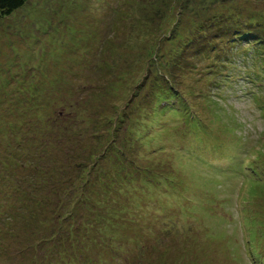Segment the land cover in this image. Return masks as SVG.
Listing matches in <instances>:
<instances>
[{
    "label": "rangeland",
    "instance_id": "374dc122",
    "mask_svg": "<svg viewBox=\"0 0 264 264\" xmlns=\"http://www.w3.org/2000/svg\"><path fill=\"white\" fill-rule=\"evenodd\" d=\"M224 19L227 42L194 39ZM249 20L264 30V0H25L0 16L6 137L26 134L32 103L78 97L94 109L80 145L119 138L101 163L103 183L121 187L102 216L115 241L80 248L93 263L49 264H264V44L230 39ZM121 152L141 168L130 184ZM115 205L142 214L135 231ZM32 240L2 241L0 264H32L18 253Z\"/></svg>",
    "mask_w": 264,
    "mask_h": 264
},
{
    "label": "trees",
    "instance_id": "16d2710c",
    "mask_svg": "<svg viewBox=\"0 0 264 264\" xmlns=\"http://www.w3.org/2000/svg\"><path fill=\"white\" fill-rule=\"evenodd\" d=\"M24 1L0 0V16L8 15ZM224 20L215 21L208 35H195L197 38L194 39L206 48L213 47L211 42H227L229 31L226 26H230L233 21ZM243 23L237 25L240 30L232 27L231 41L245 38L254 44L263 45L264 30L252 28L260 27V24L254 25L250 20ZM188 44L185 40L183 45L185 47ZM178 59L181 58L175 57L173 61ZM48 103L49 109L46 107ZM32 105L35 109L27 113L31 118L26 124V134H23L25 131L16 132L9 127L8 139L0 126V145L4 147L0 153V243L4 240L17 242L22 237L32 236V243L18 250L20 255L27 252L32 264H49L50 259L64 258L93 263L94 259L80 251V248H85L89 242L107 248L115 241L113 236L105 234L102 216L106 207L117 204L113 196L119 193L121 187L113 188L112 183H103L105 177L101 163L105 162L103 159L107 147H110V140L113 145L118 143V133L111 134L109 138L108 135H90L88 138H94L95 145L82 146L78 137L85 118L81 114L84 110H94L90 103L77 97L49 100L46 106ZM44 110L45 115H42ZM110 121L111 117H108L104 124H110ZM125 154H118V164L121 169L128 164L125 182L130 184L141 176V168L133 165L134 161ZM121 158L124 161H120ZM145 177L140 178V181L158 183ZM107 181L112 182L111 179ZM117 207L115 205L112 211H116ZM119 208L122 210L119 213L122 216L121 228L135 231L133 226L137 223V216L140 218L142 214L133 209L129 217L121 206ZM166 224L161 223L164 229H169L170 233L172 230L176 232L175 226ZM22 232L26 234L18 237ZM137 238L133 233L132 239ZM2 246L3 243L0 248Z\"/></svg>",
    "mask_w": 264,
    "mask_h": 264
}]
</instances>
